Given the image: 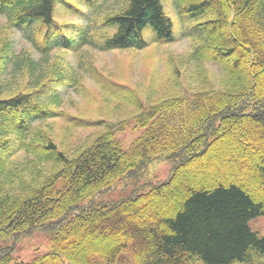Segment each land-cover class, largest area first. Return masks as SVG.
<instances>
[{
  "label": "trees",
  "instance_id": "1",
  "mask_svg": "<svg viewBox=\"0 0 264 264\" xmlns=\"http://www.w3.org/2000/svg\"><path fill=\"white\" fill-rule=\"evenodd\" d=\"M174 1L189 18L215 16L191 33L200 44L186 78L198 88L148 104L126 96L136 108L130 120L145 129L129 149L113 125L70 117V132L99 131L65 151L47 130L62 112L46 114L38 104L48 80L39 72L55 45L67 52L144 49L148 28L157 42H174L173 22L162 0H125L102 19L111 33L85 26L78 40L52 42L49 30L62 0H0L7 31L23 30L40 56L25 52L13 63L34 87L0 96V240L40 229L52 243L48 254L14 264H117L127 250L135 264H246L264 254V238L249 224L264 216V0ZM11 49L7 36L0 37L5 63ZM53 64L48 83H65V67ZM207 64L221 69L219 88ZM155 161L176 163L167 182L100 201ZM3 252L1 263L10 264V250Z\"/></svg>",
  "mask_w": 264,
  "mask_h": 264
},
{
  "label": "rangeland",
  "instance_id": "2",
  "mask_svg": "<svg viewBox=\"0 0 264 264\" xmlns=\"http://www.w3.org/2000/svg\"><path fill=\"white\" fill-rule=\"evenodd\" d=\"M93 1V5L88 6L86 0H62L54 12V27L49 30L52 42L63 36L78 40L85 26L98 30L101 34L111 33L112 29L102 24V19L111 15L112 11L120 10L125 0ZM162 4L173 22L174 42H157L156 34L148 28L144 33L148 46L144 49L99 51L84 47L77 52H67L55 45L50 52L49 62L45 61L42 71L39 72L41 75L45 72L48 80L45 84L42 83L47 88L39 96L38 104L47 109L46 114L62 112V116L48 122L51 127L47 128L56 136V143L62 150L76 149L88 135H95L99 131L87 129L70 132L67 130L70 117L82 118L92 123L102 120L113 125L116 139L124 148L129 149L145 129L135 127L134 121L130 120V113L136 108L127 103L126 96L131 94L132 98L148 104V99L158 100L178 93L191 95L190 89L198 88L199 85L187 82L186 78V74L194 70L190 55L194 47L200 44H196L191 33L193 34L199 24L212 20L215 16L206 15L192 19L181 14L174 0H162ZM7 26L6 17L0 15V37L4 38L6 35L12 43L10 59L6 63L0 53V67L6 65L4 69L0 68L2 97L28 92L35 85L31 76L14 71V60L25 52H32L38 59L40 57L33 44L24 36L23 30L7 31ZM56 60L65 67L67 77L65 83L60 81L50 85L51 82H48L54 77L53 63ZM206 67L213 86L219 88L222 80L221 69L212 64H207ZM41 123L47 124L45 121ZM123 127L126 129L123 130ZM174 166L176 163L170 161H155L139 179L120 183L104 194L100 201L115 202L135 191L144 194L149 190L148 184L167 182L173 174ZM88 203V200L85 201L83 206H88ZM249 224L255 233L264 238V216L252 219ZM5 249L10 250V264L31 263L51 252L52 243L46 231L37 229L18 240H0V257ZM123 257L117 264H135L130 250L124 252ZM246 264H264V254H257Z\"/></svg>",
  "mask_w": 264,
  "mask_h": 264
}]
</instances>
